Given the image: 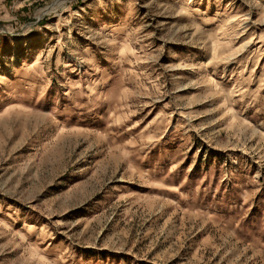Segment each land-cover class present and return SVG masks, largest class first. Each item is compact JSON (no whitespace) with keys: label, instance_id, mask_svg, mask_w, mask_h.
I'll use <instances>...</instances> for the list:
<instances>
[{"label":"rangeland","instance_id":"374dc122","mask_svg":"<svg viewBox=\"0 0 264 264\" xmlns=\"http://www.w3.org/2000/svg\"><path fill=\"white\" fill-rule=\"evenodd\" d=\"M0 264H264V0H0Z\"/></svg>","mask_w":264,"mask_h":264}]
</instances>
